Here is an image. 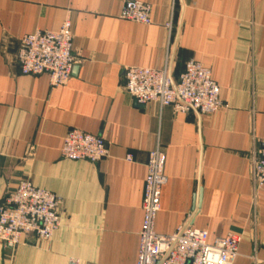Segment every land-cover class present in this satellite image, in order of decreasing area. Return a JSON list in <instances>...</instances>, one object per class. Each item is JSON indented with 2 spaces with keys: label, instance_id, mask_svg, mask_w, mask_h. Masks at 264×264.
<instances>
[{
  "label": "crops",
  "instance_id": "1",
  "mask_svg": "<svg viewBox=\"0 0 264 264\" xmlns=\"http://www.w3.org/2000/svg\"><path fill=\"white\" fill-rule=\"evenodd\" d=\"M151 24L120 17L124 0H0V199L22 179L60 199L49 240H0V264H137L149 153L161 146L166 183L155 230L205 229L209 241L242 236L233 264H264V187L252 156L264 141V0H142ZM70 15L77 64L63 85L23 74L21 38L58 30ZM189 59L220 87L213 114L137 104L124 69L168 66L178 80ZM71 129L102 136L108 156L62 157Z\"/></svg>",
  "mask_w": 264,
  "mask_h": 264
},
{
  "label": "built area",
  "instance_id": "2",
  "mask_svg": "<svg viewBox=\"0 0 264 264\" xmlns=\"http://www.w3.org/2000/svg\"><path fill=\"white\" fill-rule=\"evenodd\" d=\"M120 17L151 24V5L142 0H124ZM73 40L70 15L58 30L38 29L24 35L17 51L21 72L46 73L51 86L65 84L77 64ZM124 77L126 92L140 105L158 102L160 106H172L175 112L198 114H213L222 106L220 87L211 70L195 59L185 63L178 80L171 77L168 66H128ZM61 154L68 160L96 163L108 156V148L102 136L71 129L64 137ZM251 162L254 185L264 187V141L255 148ZM166 180L165 154L158 145L149 153L147 162L137 264H233L239 255L240 234L229 232L209 241L207 230L190 225L179 226L171 234L155 230ZM62 221L57 194L29 179L21 180L0 199V240L9 252L21 243L51 239Z\"/></svg>",
  "mask_w": 264,
  "mask_h": 264
},
{
  "label": "rangeland",
  "instance_id": "3",
  "mask_svg": "<svg viewBox=\"0 0 264 264\" xmlns=\"http://www.w3.org/2000/svg\"><path fill=\"white\" fill-rule=\"evenodd\" d=\"M23 180V179H22Z\"/></svg>",
  "mask_w": 264,
  "mask_h": 264
},
{
  "label": "water",
  "instance_id": "4",
  "mask_svg": "<svg viewBox=\"0 0 264 264\" xmlns=\"http://www.w3.org/2000/svg\"><path fill=\"white\" fill-rule=\"evenodd\" d=\"M75 69V68H74Z\"/></svg>",
  "mask_w": 264,
  "mask_h": 264
}]
</instances>
